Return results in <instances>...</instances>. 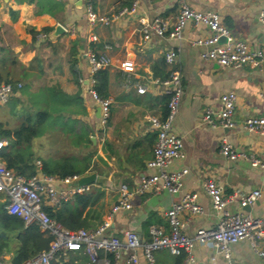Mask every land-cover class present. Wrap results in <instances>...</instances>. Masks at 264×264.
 I'll return each instance as SVG.
<instances>
[{
    "label": "crops",
    "instance_id": "obj_1",
    "mask_svg": "<svg viewBox=\"0 0 264 264\" xmlns=\"http://www.w3.org/2000/svg\"><path fill=\"white\" fill-rule=\"evenodd\" d=\"M91 1L99 15L111 16L131 6L134 0ZM182 4L195 10L218 12L233 38L247 41L252 48L264 49V22L260 19L264 0H138L135 12L108 25L95 26L86 18V0H0V78L22 82L25 90L9 101L20 97L17 107L21 109L25 103L29 104V94L53 91L59 97L66 96L54 99L53 105L66 108L67 117L50 120L52 127L34 140L33 158L41 168L42 160L77 156L90 166L85 174H97L96 181L86 191L103 192L93 207H87L84 212L85 216L90 208L94 211L90 229L108 221L106 234L123 238L125 232L135 231L142 241H148L154 225L169 231L165 212L186 193L194 194L204 211L181 213L184 232L192 236L200 227H215L220 212L213 207L212 198L204 188L208 179H214L221 186L223 196L231 199L227 207L231 213L264 217V168L253 167L249 157L231 160L221 153V145L227 140L237 151L264 158V136L244 126L247 117L264 116V62L235 69L203 59L201 52L206 47L198 42L212 32L202 23L190 22L182 38L171 37ZM155 17L163 18L169 31L165 37L153 35L151 40H144L141 26ZM59 24L65 29L62 34L55 33ZM93 34L97 35L96 41L91 39ZM89 49L111 59V65L104 68L107 70L105 93L111 99V114L104 127L100 122V106L88 92ZM170 49L177 52L173 67L165 60V52ZM171 70L180 72L183 84L180 106L170 128L181 141L183 156L174 160L169 170L188 168L189 172L183 177L178 193L171 194L158 184L152 190L135 194L131 209L110 217L111 208L120 197L121 185L126 183L134 190L142 177L154 171L147 162L153 157L158 129L150 118L157 116L165 120L169 114V96L155 80L167 78ZM141 85L146 88L139 90ZM227 92L237 96L234 111L237 125L225 128L204 123L206 110L221 109L220 98ZM67 121L73 124V130L63 125ZM84 130L87 135L77 139L76 134ZM72 185L59 184L58 188L70 189ZM255 190L261 192V197L242 207L241 198ZM74 196L59 206L46 208L58 209ZM260 246L264 248V239ZM19 247L15 236L8 238L0 260L11 263ZM70 251L72 256H77L75 264H94L83 246ZM137 252L141 264H179L183 257L162 249L155 252L153 262H148L141 247ZM231 254L239 264H264L248 241L233 244ZM194 256L192 264L226 263L223 254L208 243H198ZM109 257L113 259L112 254ZM125 257L123 253L121 261Z\"/></svg>",
    "mask_w": 264,
    "mask_h": 264
},
{
    "label": "built area",
    "instance_id": "obj_2",
    "mask_svg": "<svg viewBox=\"0 0 264 264\" xmlns=\"http://www.w3.org/2000/svg\"><path fill=\"white\" fill-rule=\"evenodd\" d=\"M137 7L138 0H134L131 6L123 7L118 13L111 16L99 15L95 11L92 1L86 0V18L91 26L108 25L123 15L135 12ZM260 19L264 22V10L260 12ZM190 22L205 24L212 32L211 36L198 42L206 47L201 52L203 59L235 69L242 68L247 64L257 65L264 62V49L252 48L247 41L233 38L232 32L223 24L221 15L216 11L195 10L187 4H182L177 20L170 31V36L177 39L182 38L183 31ZM140 30L144 40L147 41L151 40L153 35L165 37L169 31L167 22L161 17L146 21ZM91 39L96 41L97 35L93 34ZM220 40H222L221 43ZM87 57L90 66L88 92L100 106V122L104 127L110 118L111 99L103 97L96 89L95 75L99 70L110 66L111 59L108 55L98 54L93 49L88 50ZM165 60L169 66L173 67L177 61V52L174 49L166 51ZM155 81L163 87L169 96V114L165 120H161L157 116L150 118L152 125L158 129L153 157L147 162L148 167L154 171L150 175L142 177L134 190H130L126 183L121 185L120 197L113 204L110 217L121 210L131 209L133 207L131 200L135 194L152 190L158 184H161L171 194L178 193L183 177L189 172L188 168L169 170L173 161L183 156L179 137L170 131L171 122L179 109L183 93L181 74L176 70H171L167 78H157ZM22 87V82L0 80V104L8 103ZM145 88L143 85L139 86V90ZM220 101L221 109L208 108L206 110L203 116L204 123L211 126L220 125L225 128H234L237 125L234 119L236 94L233 92L224 93ZM244 126L247 130L264 136V116L247 117L244 120ZM7 144V139L0 137V194L6 195L1 199V202H5L8 212L22 218L26 225L37 223L41 229L53 236L47 250L26 260L23 264H51L58 252L67 253L69 250L81 246L85 248L90 261L94 264H141L137 252L140 247L148 262L155 260L156 251L166 249L173 255L183 256L179 264H192L195 260L194 248L198 243L211 244L223 254L226 259L225 264H239L232 259L231 246L241 241H248L258 256L264 260V248L260 246L261 240L264 239V217L240 212L231 213L227 209L231 199L223 196L221 186L214 179L206 180L204 188L212 198L213 207L220 212L215 227H200L192 236L184 232L181 213L185 210L195 213L204 211L203 206L195 200V195L186 193L180 202L174 203L165 212L169 223L168 232L162 227L154 225L150 229L151 238L148 241H142L135 231H127L123 238H119L106 234V230L110 226L108 221L94 229L72 230L53 219L47 212L46 206H59L63 200L72 195L89 191L90 184H78L79 179L86 174L59 177L39 172L31 177H25L8 168L3 160L2 152ZM221 153L231 160H236L240 156L249 157L253 167L264 168V158H259L254 154L248 156L244 152L237 151L227 140H224L221 145ZM59 184L73 185L70 189L59 190ZM260 197L259 190L252 191L241 198L240 204L242 207L251 205ZM123 253H126V257L121 261ZM109 254L113 255V259L109 257ZM0 264L11 263L0 260Z\"/></svg>",
    "mask_w": 264,
    "mask_h": 264
},
{
    "label": "trees",
    "instance_id": "obj_3",
    "mask_svg": "<svg viewBox=\"0 0 264 264\" xmlns=\"http://www.w3.org/2000/svg\"><path fill=\"white\" fill-rule=\"evenodd\" d=\"M95 77L97 79L96 89L103 97H107L105 93L107 70H99ZM0 80L2 79L0 78ZM21 90L25 91L23 87ZM65 97L66 96L63 95L59 97L58 93L53 91H50L48 94L44 93L43 95L37 93L29 94V104L26 106L27 108L22 110L21 116L23 117V121L20 125L14 129H9L0 124V137H4L9 141L8 146L5 147L2 152V158L8 168L13 169L15 172L25 177L35 175L39 170L48 175L59 177L73 174L84 175L88 171L90 166L83 164V160L77 156L67 155L59 159H45L42 160L41 168L37 167L35 164V157L33 158V156H35V151L33 149L34 140L40 137L47 128L52 127L49 123L50 120L59 117H67L65 112L67 111L66 108L53 105L54 99H63ZM14 98L16 100L14 102L17 105L18 101H21V98ZM60 104H63L64 107L66 106L65 102ZM64 123V126L72 128L71 130H73V124L69 125L68 121ZM84 135H87L85 130L77 133L76 138L82 139ZM88 142H90L89 138ZM102 195L103 192L100 190H96L95 193H77L72 201L64 202L63 206L60 208L53 210L52 207H47L46 210L53 219L69 229H90L88 227L94 223L92 219L94 211H92L91 208ZM87 207L91 208L84 216ZM11 236H15L20 243L18 251L11 259L12 264H23L26 260L47 250L53 240V236L47 231H42L37 223L25 225L22 218L9 213L6 203L1 202L0 252L4 250L7 239ZM67 253L58 252L51 261V264H75L74 261L77 256H72L71 251ZM84 259L85 256L82 257V260ZM80 264H86V262H81Z\"/></svg>",
    "mask_w": 264,
    "mask_h": 264
},
{
    "label": "rangeland",
    "instance_id": "obj_4",
    "mask_svg": "<svg viewBox=\"0 0 264 264\" xmlns=\"http://www.w3.org/2000/svg\"><path fill=\"white\" fill-rule=\"evenodd\" d=\"M26 106H28V104H25V106L20 109L14 101H9L6 104H0V123H2L6 128L17 127L23 121L21 114L22 110L27 108ZM5 196V194H0V204L1 199Z\"/></svg>",
    "mask_w": 264,
    "mask_h": 264
},
{
    "label": "water",
    "instance_id": "obj_5",
    "mask_svg": "<svg viewBox=\"0 0 264 264\" xmlns=\"http://www.w3.org/2000/svg\"><path fill=\"white\" fill-rule=\"evenodd\" d=\"M65 32V29L62 25H58L56 27V30H55V33L56 34H62ZM97 179V174L95 172H92V173H89V174H86L84 176H82L79 181H78V184L80 185H85V184H92L96 181Z\"/></svg>",
    "mask_w": 264,
    "mask_h": 264
}]
</instances>
